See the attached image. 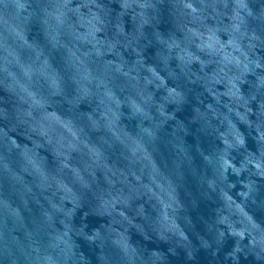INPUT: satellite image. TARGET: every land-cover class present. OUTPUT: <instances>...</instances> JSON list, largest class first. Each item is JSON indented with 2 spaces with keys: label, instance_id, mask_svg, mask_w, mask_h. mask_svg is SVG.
I'll list each match as a JSON object with an SVG mask.
<instances>
[{
  "label": "clouds",
  "instance_id": "1",
  "mask_svg": "<svg viewBox=\"0 0 264 264\" xmlns=\"http://www.w3.org/2000/svg\"><path fill=\"white\" fill-rule=\"evenodd\" d=\"M0 264H264V0H0Z\"/></svg>",
  "mask_w": 264,
  "mask_h": 264
}]
</instances>
